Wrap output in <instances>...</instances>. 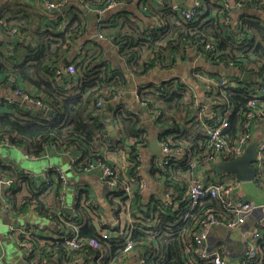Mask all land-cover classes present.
<instances>
[{
    "label": "trees",
    "instance_id": "16d2710c",
    "mask_svg": "<svg viewBox=\"0 0 264 264\" xmlns=\"http://www.w3.org/2000/svg\"><path fill=\"white\" fill-rule=\"evenodd\" d=\"M107 1L84 0V5L95 10L104 8ZM115 1L118 8L122 6L123 10L97 23L99 34L111 39L118 53L121 65L112 67L103 58L99 47L86 48L79 55L70 57L71 46L83 35L82 13L86 10L75 11L69 19L65 14L47 15L43 6L31 5L32 0H0V33L13 39L11 43L0 42V89H10L9 95H13L16 86L11 88L9 79L19 81L22 85L20 95L10 98V105L6 103L5 97H0V143L6 141L15 148H21L26 157L30 158L40 157L49 146L62 152H73L76 158L71 163V169L79 173L83 171L87 160H105L102 154L105 124L95 104L98 98L108 101L118 90H123L127 85V75L145 76L156 69L158 64H161L159 69H167L172 64L166 57H182L186 48L197 46L202 50L207 43L217 46L222 57L233 61L235 69L264 75V25L256 13H241L235 19L236 25H225L220 22V18L231 20L234 15L232 9L212 4L211 0H201L199 7L186 6V9L195 12L191 20L180 17L173 10L178 0ZM262 1L234 0L235 3H242L245 8L260 5ZM34 2L42 5L41 0ZM129 7L139 10L148 23L156 19L159 26L149 30L136 19V13L128 10ZM43 12L50 23L45 28L42 27ZM17 35L21 36L20 41ZM65 58L67 63L63 62ZM70 65L74 66L75 73L66 78L62 71ZM209 67L206 69L208 74H221L219 68L211 70ZM242 85L245 87L239 85L234 89H226L224 94L219 89L214 92L219 103L215 108L229 112L230 136L233 137L241 118L239 115L248 111L246 105L251 97L250 80H242ZM30 88L40 92L41 96L37 100L45 110L32 109L26 105L22 96ZM146 88L152 91L146 92ZM182 90V86H173L171 81L157 80L141 88L139 97L151 109L157 107L161 110L158 123L171 124L162 135L180 134L183 147L203 154L208 146V138L199 130L185 126L189 122L192 104L184 100ZM261 104L264 109V99ZM120 107L113 112V116L117 115L119 140L140 139L143 130L138 117L131 111H120ZM47 111L50 112L48 116ZM114 140L118 142L117 138ZM134 148L133 142L131 155L136 152ZM132 159L135 166L131 173L138 167L135 153ZM52 174L49 171L48 176ZM168 176L166 184L180 192L179 195L183 193L181 191L184 188H177L174 180L168 181ZM0 178L12 181V186L4 190V197L8 201L5 208L10 214L18 215L31 210L41 219L53 220L55 226H59V214L64 220L78 226L79 246L76 249L71 248L63 239L35 234L18 235L17 241L28 244V259L36 254L38 257L56 259L57 264H68L75 256L87 252L93 256L101 255L102 260L98 264H126L129 261L125 253L124 232L119 235L121 230L112 228L111 237H99L94 216L89 213L97 210V207L95 203L85 205L90 200L87 190L82 189L75 194L73 214L69 215L61 206L59 183L52 190L36 188L31 177L4 164L1 159ZM23 185L27 186L28 193L25 197H19ZM178 185L180 187L181 184ZM49 196L53 202L46 200ZM135 197L138 199V194ZM151 199L152 206L140 213L142 218L138 219L131 232L133 251L144 258L146 264H190V260H196L192 232L206 218L207 211L214 215L224 212L220 202L206 198L188 210L187 203L183 201L176 209L169 210L163 203ZM153 221L156 224H151ZM68 234L74 235L72 230H68ZM93 239L97 240L99 249L90 248L88 243Z\"/></svg>",
    "mask_w": 264,
    "mask_h": 264
},
{
    "label": "built area",
    "instance_id": "2783aa9c",
    "mask_svg": "<svg viewBox=\"0 0 264 264\" xmlns=\"http://www.w3.org/2000/svg\"><path fill=\"white\" fill-rule=\"evenodd\" d=\"M157 1L161 2L162 0ZM66 2L67 0H41L42 5H40L43 6L44 10L50 15H54L60 13V10L64 8ZM211 3L215 5H222L224 8H231L232 11L248 9L253 11V13L257 12L259 13L258 16L261 18L260 21L262 25H264V0L262 1V4L257 6L251 5L249 8L243 7L242 3L240 2H233L232 6H229V4H227L224 0H211ZM199 5H201V0L193 1L192 5L190 6H187L184 0H178V2L175 3L173 10L180 17L191 20L195 17V12L193 10L186 9L185 7H199ZM115 7H119L117 2L115 0H108L104 8L94 10L85 6V10L95 14H100L112 10ZM232 16L233 18L231 20L225 17L220 18V22H223L225 25L229 23L236 25L237 21L234 19V15ZM238 24L241 25V22ZM158 26L159 22L156 19L147 24L149 30H154ZM99 38L101 39L104 37L99 34ZM17 39L20 41L21 36L17 35ZM106 39L111 42V39ZM241 39L243 40V37H241ZM84 45L85 43L81 45V51L86 49ZM166 58L171 60V66L177 64L182 58L190 59L191 66L189 69L188 81H183L177 77L164 78L162 80L171 81L173 86L179 85L183 87L182 93L184 100L192 104V111L189 114L190 119L188 116L189 122L186 123L185 126L189 129L194 128L202 132L204 136L208 138V146L203 154H198L195 151L183 147L181 137H178L177 140H172L169 138L163 141L160 140V148L162 151V172L159 167L158 168L160 171L156 172L160 174H155L153 172V174H155L156 180H162L165 182L167 174H169L168 177L171 178V173H179L181 170L185 172L188 178L186 183V191L185 193L183 192V197H180V192H177L172 187L168 186L167 190L169 194L153 197V200L163 203L164 206L169 210L176 209L183 201L187 203V209L192 210L194 207L201 204L203 199L211 198L218 200L224 212L214 215L210 213L211 211H207L206 218L201 221L193 230L192 240L195 247L196 260H190L189 262L190 264H198L199 262H203L205 264H229L227 259H224L218 250L209 246V231L214 226L219 225H223L230 230L238 229L245 222L246 216L248 214L256 210L264 211V204H255L251 201L236 198L233 195V192L236 188V185L233 182H223L220 179L211 181L208 173L211 165L217 162L235 160L241 157L244 154L247 146L253 141V131L256 126H262L264 130V109L263 104H261L262 99H264V75H259L254 72L248 73L246 71H239L235 69L233 61H228L222 57L217 46L212 43H207L202 50L198 49L197 46L186 48L185 54L182 55V57L176 56L172 58V56H168ZM160 65L161 64H158L156 67L157 70L160 68ZM207 67H209V69H212L211 67H213L212 70L219 68L221 74L216 76L208 74L206 72V69H208ZM62 72H65L71 76L74 75L75 68L74 66L70 65L64 68ZM244 73L249 74V92L251 97L246 105L248 111L241 112L239 115L241 118L236 129V134L233 137L230 136L231 123L228 118L229 112H221L219 109L215 108L219 105V103L217 102L218 98L214 97V92L216 89H219L220 93L224 94V90L226 89H234L239 87V85H241V87H245L242 85V75ZM9 86L11 88L16 86V90L13 92V95L5 97V101L8 105L11 104L10 98L12 96H19L20 90L22 89L21 83L14 79H9ZM145 90L146 92L152 91L151 88H146ZM40 96L41 95L39 93L36 94L31 90H26V93L23 94L22 98L29 107L34 105L37 107V109L42 108L45 110V108L41 107L40 101L37 100V98ZM137 100L140 101L139 92H137ZM141 105H143V107L148 110V113L151 116H153L155 119L157 118L158 120L159 116L161 115V110L159 108L155 106V109H151L143 102H141ZM95 107L98 110V114L101 116L104 113L105 108V101L102 97L98 98ZM119 109L120 111L124 110L122 107ZM116 118L117 115L114 114L113 116L112 114L111 119L117 126L118 124L116 122H118V120H116ZM107 140V135H104L102 140L104 150H110L114 148L115 145H109ZM174 140L175 142H173ZM131 144L128 147L130 151ZM3 147L15 148L6 141L0 143V148ZM60 152L62 151L55 149L53 146H49L45 149L40 157L29 158L33 160L40 158L47 159L52 154H59ZM62 153L67 154V156L72 155L69 153V151H63ZM75 158H71L72 162L75 160ZM256 160V172L262 176L264 174V135L258 141ZM197 168H202L203 172L207 175L193 176L192 172H196ZM49 171L53 172L52 176H48ZM83 171L98 174V180L101 183H104L107 186H112L120 192L119 197L117 198L118 201L115 205V212L118 215L114 218L112 225L107 226V228H103L101 225H96V228L99 232V237L101 239H107L111 237L110 230L112 228L120 227V229H122L121 217H123L125 214V208H128L132 203V199L135 194V187L138 186V189L141 192V190L146 188L145 181L141 180L142 178L139 166L136 167L131 174L124 176L119 174L106 159L104 161L95 159L87 160ZM26 175L33 178L32 173H26ZM39 179L40 180L36 184V188H47L48 190H52L55 188L56 184L59 183L61 192V206L64 209L69 207L71 210H73V204L69 206L65 197L67 192L68 177L60 167L49 166L48 168L41 171ZM0 186L3 188L1 195L2 200L4 201L5 206H8V201L4 197V190L12 186V181L9 179L0 178ZM177 200L180 201L178 203H174ZM93 204L94 201L90 197V200L87 201L85 205L90 206ZM120 206V209L122 210L119 211ZM89 213L94 216L95 224H97V220L99 219L97 217V211L93 210ZM57 215L59 219V227L62 229V235L55 237V239H63L71 248H78V226L72 221L64 220V218H62L59 214ZM151 224H156V221H153ZM263 228L264 218L262 221H257L252 230L243 233V236L246 239L247 248L245 254L240 259H238L235 264H264L261 257L259 256V245L262 239L261 229ZM68 230H72L74 235L69 236ZM132 230L133 229L130 228L124 231V239L126 244L125 253L128 259L134 255L137 257V260L130 264H146V260L140 257V255H138L137 252L133 251L132 249V243L130 241ZM44 231H46L45 227L42 226H36L34 228L30 226L10 227L11 238L17 244V246H19L21 249H24L25 251H29L28 244L17 241L16 237L18 235H40ZM118 234L122 235L123 231L118 232ZM88 244L93 250L100 248L97 240H90ZM1 254H3V247L0 243V255ZM80 259H82L84 264H98L102 260V257L101 255L93 256V254L86 252L85 254H81L79 257L75 256L68 264H74L80 261ZM26 261L27 263H30L31 258H27ZM112 264L116 263L113 262ZM126 264H129V261H127Z\"/></svg>",
    "mask_w": 264,
    "mask_h": 264
},
{
    "label": "crops",
    "instance_id": "0c3cea01",
    "mask_svg": "<svg viewBox=\"0 0 264 264\" xmlns=\"http://www.w3.org/2000/svg\"><path fill=\"white\" fill-rule=\"evenodd\" d=\"M34 1L36 0H32L31 5H35L36 7H38L40 3H35ZM193 1L196 0H184L187 6L192 5ZM224 1L229 4V6H232L234 2V0ZM83 3L84 0H67L64 6L67 7V10L59 14H65L70 19V17H73L72 15L76 13L75 11L81 9L85 10V6L83 5ZM128 10H130L131 12L135 11L134 7H129ZM243 11L244 10L242 9L239 11L233 10L234 19H236L237 16H239L241 13H245L246 11L247 13H253V11L250 10H245L244 12ZM46 14L49 16H54L50 15L48 12H46ZM46 14L44 12L42 13L43 28L46 27L45 25H50ZM104 14V19L108 20L110 18V15L108 16L107 11L104 12ZM135 17L144 26H147V18L142 17V15L138 13V11L136 12ZM88 25L89 22L87 23L84 19L83 35L75 44L71 46L70 57H75L80 54L81 50H79L78 48V50L74 52V48L76 47L77 43L82 42L84 39L88 38L89 40L85 42L84 45L85 48L97 49L99 47L102 50L103 58L106 59L112 67L121 65L118 59V53L116 52L113 44L106 38H99V24L94 22L96 37H88ZM5 38L6 37L0 33V42L4 41ZM190 66V59L182 58L174 66H171L167 69H154L145 76H134L132 74L127 75L126 87L123 90H118V92L113 94L112 98H110L108 101H105L104 113L101 115V119L105 124V133L106 135L108 134L107 137H110L107 140L108 144H114L115 147L110 150H104L103 146V158L106 159L108 163L119 174L126 176L127 174H131L130 171L135 166V161L132 159V156L135 153V155H137L136 162H138V166L140 167L142 178L141 180L145 181L146 184V188L141 190V192L139 191L138 186L135 187V190L137 191L134 194L132 203L128 208H125V214L123 217H121L122 229H120V227H116L123 232L130 228L134 229V227L138 223V219L142 215L140 213L145 212L151 206V198L169 194L167 190L168 185L166 184L167 180H165L164 182L162 180H156L155 177V174L158 173L156 171H160L159 168L161 169L162 151L159 141H163L168 138L177 140L178 137H181L180 134L162 135L164 130L169 129L168 127L171 124L169 123L168 125H162L158 123L157 118L155 119L153 116H151L148 113V110L143 107V105H141V102L139 100H137V92H139L140 89L145 87L149 82H155L164 78L177 77L183 81H188ZM62 73L64 74V76L66 75L65 72ZM29 90L33 91L36 94H40V92L35 89L30 88ZM10 93V89H0L1 98L7 97ZM120 106L125 110V112L131 111L138 117L140 128L143 130L141 138H137L138 140L133 141L135 142L134 150L136 149V152L134 151L133 155H131V151L128 149L129 145L132 143L131 139L123 138L121 141L118 140V142L114 140L116 138L118 139V127L112 121L111 116L115 109ZM30 108L34 109L32 106H30ZM105 115L110 116L109 121H107L108 118ZM180 131L183 132L181 127ZM263 135L264 130L262 126H256L253 131V140L259 141ZM69 153L72 154L74 158L76 157L73 152ZM0 159L4 164L10 165L17 170L22 171L23 173H32V180L35 182V184L39 182V177L42 170L48 168L49 166L60 167L68 177L67 192L65 194L66 200L67 197L71 198V203L67 202L68 205L70 204L69 206H71L73 204L75 194L79 190H87L89 197L93 199L97 207V217L99 218L97 220V226L101 225L103 228L111 226L114 222V218L118 215L115 212V205L118 201L117 198L119 197V195H117L118 190L112 186H107L106 184L101 183L98 180L99 175L96 173L84 171L78 173L71 169L72 160L71 158H69V156H67V154H63L62 152H60L59 154H52L47 159L40 158L37 160H33L29 157H26L24 151L21 148L15 149L11 147H3L0 148ZM153 172L155 174H153ZM171 175L172 177L168 178V181L173 182L171 180H174L175 186L179 189L184 188V191L182 190L181 192L185 193L188 178L185 172H175L171 173ZM192 175L199 176L207 174L203 172L202 168H197L196 172H192ZM208 176H210L211 181L220 179L223 182H233L236 185V188L233 192V195L236 198L251 201L255 204H264V174L261 176L258 174V172H256L254 180L249 182H238L233 175H224V173H217L210 167ZM178 184H181L180 187ZM2 192L3 188L0 186V226L5 225L7 227L6 233L4 235L9 239V246L0 241L3 247V254L0 255V264H57L56 259L44 256L38 257L37 255L31 258L30 263H27V253L24 249H21L19 246H17V244L11 238L10 227L30 226L34 228L36 226H42L45 227L46 231L41 233L40 236H47L54 239L55 237H59L60 235H62L61 227L55 226V222L51 220L41 219L31 210H25L23 211V213H20L18 215H12L8 213L5 208V203L2 200ZM27 193L28 188L26 185H23L18 196L25 197ZM184 193H181L180 197H183ZM136 194H138L139 196L138 199H136L135 197ZM46 200L48 202H53V198L50 196ZM179 201L180 200H177L174 203H178ZM120 210L122 209H119V211ZM4 214L7 216L5 217ZM71 214H73V210L71 211ZM263 218L264 211L256 210L246 216L245 222L238 229L230 230L223 225L214 226L209 231L208 244L210 247L218 250L221 253V256L224 259H227L229 264H235V262L245 254L247 248L246 239L243 236V233L252 230L255 223L257 221H262ZM261 234L262 239L259 245V256L264 261V228L261 229ZM136 260V255L132 256L129 259V264L135 262Z\"/></svg>",
    "mask_w": 264,
    "mask_h": 264
},
{
    "label": "water",
    "instance_id": "95a60500",
    "mask_svg": "<svg viewBox=\"0 0 264 264\" xmlns=\"http://www.w3.org/2000/svg\"><path fill=\"white\" fill-rule=\"evenodd\" d=\"M232 3V2H231ZM67 10V7H64L60 10V13L65 12ZM123 7L121 6V8H114L112 10L107 11L108 16L110 15L113 16L116 12L118 11H122ZM83 19L86 20V22L88 23L89 21V15H93V18L95 19V23L100 22V21H104V13H100V14H95L93 12L87 11V12H83ZM9 40V41H8ZM89 39H84L82 42H79L76 44L77 48H79V50L81 49V45L85 42H87ZM5 42L7 43H11V38L6 37L4 39ZM64 63H67V59L65 58ZM66 78L70 77L69 75H65ZM242 79L243 80H248L249 79V74L248 73H244L242 75ZM33 108H37L34 105H31ZM49 111L46 112V115H49ZM109 121V117L105 115ZM257 145H258V141L253 140L246 148L244 154L235 159V160H230V161H225V162H217L213 165H211V168L213 171L217 172V173H224V174H231L233 175L236 180L238 182H249L254 180L255 175H256V167L255 164L257 162L256 160V149H257ZM69 158H73V156H69ZM65 211L68 214H71V208L67 207L65 208ZM4 213V212H3ZM4 216L6 217L7 215L4 214ZM74 264H84L82 260L74 263Z\"/></svg>",
    "mask_w": 264,
    "mask_h": 264
},
{
    "label": "rangeland",
    "instance_id": "374dc122",
    "mask_svg": "<svg viewBox=\"0 0 264 264\" xmlns=\"http://www.w3.org/2000/svg\"><path fill=\"white\" fill-rule=\"evenodd\" d=\"M87 7V6H86ZM135 11L134 13H136L138 11L139 14H141L142 16H144L139 10H137L136 8H134ZM245 10H248V9H244ZM243 11V12H244ZM247 12V11H246ZM255 13V12H254ZM256 14L259 15V13L256 12ZM145 17V16H144ZM146 18V17H145ZM89 25H88V37H96V33H95V27H94V22H95V19L93 18V15H89ZM74 52H76L78 50L77 46L74 48ZM73 52V53H74ZM2 187V186H1ZM1 201V200H0ZM67 202L68 203H71V198L70 197H67ZM152 202V201H151ZM70 205V204H69ZM50 224V223H49ZM6 230H7V227L5 225H1L0 226V241L4 244H7L9 246V239L7 236H5L4 234L6 233Z\"/></svg>",
    "mask_w": 264,
    "mask_h": 264
}]
</instances>
